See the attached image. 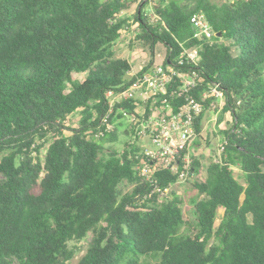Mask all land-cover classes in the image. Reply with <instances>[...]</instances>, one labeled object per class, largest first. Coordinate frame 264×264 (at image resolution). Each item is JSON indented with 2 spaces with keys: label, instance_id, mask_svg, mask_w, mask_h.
Here are the masks:
<instances>
[{
  "label": "trees",
  "instance_id": "obj_1",
  "mask_svg": "<svg viewBox=\"0 0 264 264\" xmlns=\"http://www.w3.org/2000/svg\"><path fill=\"white\" fill-rule=\"evenodd\" d=\"M135 1L0 0V264H68L88 232L75 264H264V0H156L153 21L143 10L151 0H138L133 37L149 57L128 76L131 63L113 45L130 21L119 14ZM197 11L209 38L193 37L189 17ZM194 47L196 63L177 62L182 48ZM156 50L163 66L197 74L179 95L170 93L174 77L166 96L172 112L186 98L201 104L196 138L216 100L202 99L210 87L222 93L220 116L230 119L215 158L203 165L190 154L188 177L204 168L200 180L186 178L196 191L193 221L167 193L177 174L160 168L153 181L142 179L132 127L119 132V114L107 119L108 131L101 121L106 92L149 70ZM76 111L77 125L67 126ZM114 142L120 150L104 146Z\"/></svg>",
  "mask_w": 264,
  "mask_h": 264
},
{
  "label": "built area",
  "instance_id": "obj_2",
  "mask_svg": "<svg viewBox=\"0 0 264 264\" xmlns=\"http://www.w3.org/2000/svg\"><path fill=\"white\" fill-rule=\"evenodd\" d=\"M189 21L194 30V38H209L214 34L202 12L192 13ZM177 60L178 63H196L199 60L198 48H182ZM174 77L178 78L179 85L170 93L179 95L195 85L197 74L194 71H177L172 65L163 66L161 62L135 76L126 87L117 91L109 90L105 94L107 109L101 118L105 130L112 128L107 119L111 115L119 114L121 117L116 118V121L126 120L128 127H132L139 140L143 136L147 139L148 145L142 144L143 155L136 165V170L139 176L148 182L153 181V174L160 168L176 173L178 182L184 181L189 174L191 144L195 138L193 122L202 106L193 98H186L177 111H171L166 96L167 85ZM202 97H214L216 100L213 101H219L220 104L222 93L215 87H210ZM129 100L134 104L129 109L116 106ZM213 101L210 102L212 108L216 107ZM183 149L186 151L180 156ZM153 190L159 192L158 196L164 194L156 185Z\"/></svg>",
  "mask_w": 264,
  "mask_h": 264
},
{
  "label": "rangeland",
  "instance_id": "obj_3",
  "mask_svg": "<svg viewBox=\"0 0 264 264\" xmlns=\"http://www.w3.org/2000/svg\"><path fill=\"white\" fill-rule=\"evenodd\" d=\"M105 1V0H100ZM156 0H151L145 7L144 12L149 17L151 21L155 19L154 12H153V5ZM216 3L221 2L222 0H213ZM138 0L133 2L130 7L127 10H123L120 12L119 16H128L130 18V21L128 23V28H126L123 32L120 38L115 42L113 45V50L115 52L116 56L119 57H126L129 59L131 63V71L127 73L128 76H131L135 71L139 70L141 65L143 64V61L147 60L149 55L147 52H144L142 50V46L140 45L139 41H134V35L136 32H138L137 24L133 20L132 15L135 12V8L137 6ZM158 54L156 55L154 64H160L164 58V52L163 50H156ZM75 77L81 79L84 76V73L80 74H74ZM214 102V101H213ZM216 107L212 108V106L207 109L204 112L203 118H202V131L199 138H194L193 142L195 141L197 144H191V152L193 155L198 156L200 158L201 164L205 165L209 159L215 158L217 154L219 153L220 149V142H221V135L218 133L219 129H225L229 126V116L228 115H221L219 112V101H215ZM218 104V105H217ZM220 118V121H219ZM78 120V112H74L71 115H69L65 121V124L69 127H75L77 125ZM122 124L118 126V131L122 132L123 129L129 128L126 120L120 121ZM140 146L142 147V144L144 146L148 145L147 139L143 136V138H140ZM104 146L106 148L112 147L117 150L121 149L120 143H105ZM45 148L42 149V152H44ZM204 175V168H201V171L199 174H194L188 177L190 181L194 180H200L202 176ZM233 175L235 178H237L241 183L242 176L241 171L239 168L234 167L233 168ZM124 190H128L129 186H123ZM167 190V193L172 190L174 191L177 196L182 201V211L184 217L189 220H194L193 210H192V204L191 200L193 197H195L196 191L191 186V184L185 179L184 181H177L174 184H171L170 187ZM164 194L159 195V200L163 199L165 197ZM221 213V208H218L217 210V216H219ZM218 218L215 220V226L217 225ZM92 238V233L88 232L86 237L83 238L81 241H79L77 244L80 245L79 250L75 253V255L72 257V259L68 262V264H75L78 260V258L84 253L90 239ZM76 242L71 241L70 245L75 244ZM143 261H146L148 264H152L155 262V260L150 258H141ZM11 264H18L15 260L12 261Z\"/></svg>",
  "mask_w": 264,
  "mask_h": 264
}]
</instances>
